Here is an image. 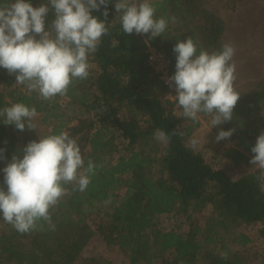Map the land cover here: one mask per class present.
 <instances>
[{"label": "trees", "instance_id": "trees-1", "mask_svg": "<svg viewBox=\"0 0 264 264\" xmlns=\"http://www.w3.org/2000/svg\"><path fill=\"white\" fill-rule=\"evenodd\" d=\"M218 1L234 8L244 0ZM28 2L38 7L47 0ZM116 2L109 0L108 34L89 56V76L74 80L65 96L44 100L0 68V110L23 103L42 117L40 132L27 128L21 132L3 124L0 117V149L4 150L0 187L6 190L2 169L13 155L22 158L30 141L61 131L77 141L85 168L89 160L96 165L84 192L75 185L65 186L69 194L51 210L55 231L41 222L38 230L21 234L0 216V264H78L88 241L97 236L104 245L117 248L129 264H264V254L251 247L252 238L239 232L252 228L264 241L262 171L232 179L194 151L187 142L193 128L176 116L160 77L146 64L149 48L161 50L173 75L176 54L172 49L187 37L198 51H220L225 45L224 22L209 10V0H148L156 10L155 18L167 20L165 32L155 38L125 34ZM103 10L102 6L91 14L103 20ZM54 19L50 10L46 27ZM235 90L241 96L233 119L221 124V129H235L223 156L239 168L251 165V148L264 131V78L249 92ZM158 129L170 136L169 144L154 138ZM208 208L211 215L204 213ZM162 216H178L182 221L163 231ZM86 264L112 263L90 259Z\"/></svg>", "mask_w": 264, "mask_h": 264}, {"label": "clouds", "instance_id": "clouds-1", "mask_svg": "<svg viewBox=\"0 0 264 264\" xmlns=\"http://www.w3.org/2000/svg\"><path fill=\"white\" fill-rule=\"evenodd\" d=\"M108 4L109 0H47L33 7L28 0L0 2V68L44 100L65 96L74 80L89 76V56L108 34ZM102 6L103 20L91 14ZM114 8L125 34L155 38L168 27L166 19L155 18L156 10L148 0H117ZM50 10L55 19L46 27ZM172 51L176 54L175 72L166 83L174 88L175 107L182 110V116L197 121L202 113L211 117V128L230 122L241 96L234 87L235 48L225 44L218 52L198 51L197 44L187 37L177 41ZM37 115L34 107L23 103L0 110L3 124L14 125L21 132L36 129L32 121ZM234 131H219L215 141L229 139ZM154 138L164 145L170 143V136L163 130H156ZM191 143L195 146L198 142ZM3 151L0 149V159ZM22 151V158L13 155L2 169L6 190L0 187V216L21 234L38 230L41 222L55 231L51 210L69 194L65 186L75 185L84 192L96 165L89 160L84 167L80 147L66 131L30 141ZM251 152L250 163L264 170V131ZM222 256L227 258L226 254Z\"/></svg>", "mask_w": 264, "mask_h": 264}, {"label": "rangeland", "instance_id": "rangeland-1", "mask_svg": "<svg viewBox=\"0 0 264 264\" xmlns=\"http://www.w3.org/2000/svg\"><path fill=\"white\" fill-rule=\"evenodd\" d=\"M133 1L138 3L141 0ZM208 3L209 10L224 22L223 42L235 48L232 60L236 67L234 87L242 92H249L258 80L264 78V0H244L234 8L228 7L224 2L218 0H209ZM172 110L178 118L184 119L186 126L193 128L192 136L187 141L188 145L194 151L202 153L206 161L211 163L213 167L222 169L232 179H238L243 175L252 173V166L234 168L228 157L223 156L225 149L230 147L231 143L227 139L215 141V137L222 129L221 125L211 128V117L203 118L198 115V125L196 126L193 120L182 116L181 109L175 107ZM41 118V115L33 118V123L36 125L34 131L36 132L42 131L38 127ZM193 140L198 142L195 146H192ZM204 213L211 215L212 211L208 208ZM180 221L182 218L178 216H162L159 224L165 231L174 229L173 227L178 225ZM255 231L245 227L239 229V232L252 238V249L264 254V241L256 237ZM227 239L229 240V238ZM230 248L236 250L238 246L231 245ZM90 259H104L112 264H129L127 258L120 254L117 248L104 245L98 236L88 241L78 264H86Z\"/></svg>", "mask_w": 264, "mask_h": 264}, {"label": "built area", "instance_id": "built-area-1", "mask_svg": "<svg viewBox=\"0 0 264 264\" xmlns=\"http://www.w3.org/2000/svg\"><path fill=\"white\" fill-rule=\"evenodd\" d=\"M146 64L153 74L160 77L163 86L167 90L165 98L170 101L171 105L175 106L176 100L174 99V96L176 93L174 88H169L168 84L166 83L167 79L172 76L171 63L167 55L163 51L157 50L156 48H149ZM260 170L264 176V170Z\"/></svg>", "mask_w": 264, "mask_h": 264}, {"label": "crops", "instance_id": "crops-1", "mask_svg": "<svg viewBox=\"0 0 264 264\" xmlns=\"http://www.w3.org/2000/svg\"><path fill=\"white\" fill-rule=\"evenodd\" d=\"M191 136H192V134H191ZM191 136H190V137H191ZM251 166H252V168H253V171H255V170L259 169L257 166H255V165H252V164H251L250 166H245V167H251ZM253 171H252V172H253Z\"/></svg>", "mask_w": 264, "mask_h": 264}]
</instances>
